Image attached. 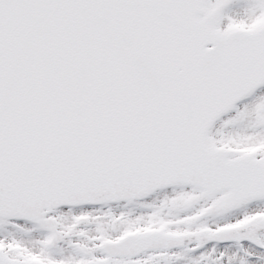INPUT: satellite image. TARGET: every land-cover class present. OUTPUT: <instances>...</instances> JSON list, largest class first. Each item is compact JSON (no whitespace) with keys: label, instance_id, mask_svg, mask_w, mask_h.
Instances as JSON below:
<instances>
[{"label":"snow or ice","instance_id":"snow-or-ice-1","mask_svg":"<svg viewBox=\"0 0 264 264\" xmlns=\"http://www.w3.org/2000/svg\"><path fill=\"white\" fill-rule=\"evenodd\" d=\"M0 264H264V0H0Z\"/></svg>","mask_w":264,"mask_h":264}]
</instances>
